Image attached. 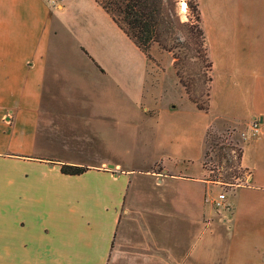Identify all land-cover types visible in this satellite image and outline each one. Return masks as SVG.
I'll use <instances>...</instances> for the list:
<instances>
[{
	"label": "rangeland",
	"instance_id": "1",
	"mask_svg": "<svg viewBox=\"0 0 264 264\" xmlns=\"http://www.w3.org/2000/svg\"><path fill=\"white\" fill-rule=\"evenodd\" d=\"M48 1L56 10L63 0ZM187 1L168 6L181 22H195ZM197 2L212 60L208 112L187 97L171 52L152 44L144 54L94 0H64L55 11L41 142L59 158L89 159L90 115H110L111 122L121 115L101 148L128 168L130 181L105 264H190L197 260L190 254L197 234L207 246L197 264H264V138L243 140L245 131L214 126L204 139L209 115H245L253 101L264 110V0ZM242 143L252 180L238 157ZM157 162L191 179L158 177ZM203 174L210 184L205 211L196 197ZM219 193L227 208L210 202Z\"/></svg>",
	"mask_w": 264,
	"mask_h": 264
},
{
	"label": "crops",
	"instance_id": "2",
	"mask_svg": "<svg viewBox=\"0 0 264 264\" xmlns=\"http://www.w3.org/2000/svg\"><path fill=\"white\" fill-rule=\"evenodd\" d=\"M63 1L57 9L64 7ZM56 10L48 0H0V264H105L130 183L128 168L101 153L107 128L117 129L121 115L113 122L110 115H90L95 150L89 159L59 158L41 142L39 117ZM263 111L253 101L245 115H209L204 139L214 126L245 131L243 140L252 137L250 122L259 116L263 124L264 114L258 115ZM244 149L242 143L240 164L252 180L254 172L242 165ZM62 164L82 165L86 170L65 174ZM156 165L162 166L155 172L158 177L191 179L170 172L160 162ZM204 174L197 178L202 185L196 194L202 211L210 187ZM157 181L161 186L162 180ZM204 217L202 212V222ZM201 237L197 234L191 242L190 254L197 260L206 254Z\"/></svg>",
	"mask_w": 264,
	"mask_h": 264
},
{
	"label": "trees",
	"instance_id": "3",
	"mask_svg": "<svg viewBox=\"0 0 264 264\" xmlns=\"http://www.w3.org/2000/svg\"><path fill=\"white\" fill-rule=\"evenodd\" d=\"M147 56L152 44L172 53V66L179 83L197 109L207 112L212 83V60L208 54L205 35L200 24L197 0H188L195 22H181L168 3L171 0H94ZM178 48V53L174 50ZM187 50V51H185ZM194 50V51H193ZM190 59L194 63L190 62ZM195 66V70L189 67ZM210 72V73H209ZM203 77L202 82L198 79ZM207 99L204 100L203 98ZM206 103V104H205ZM209 130L206 132V138ZM206 140V139H205ZM207 151L205 150V155ZM241 150L238 149V157ZM62 173L75 175L86 170L74 164H62Z\"/></svg>",
	"mask_w": 264,
	"mask_h": 264
},
{
	"label": "built area",
	"instance_id": "4",
	"mask_svg": "<svg viewBox=\"0 0 264 264\" xmlns=\"http://www.w3.org/2000/svg\"><path fill=\"white\" fill-rule=\"evenodd\" d=\"M51 2H55V0H51ZM249 135L252 137L262 136L264 137V131L261 129V123L258 118H253L250 122L249 126ZM243 137H247V134L242 133ZM226 195L225 193H219L217 196L212 200L213 205L215 208H227V202L225 201Z\"/></svg>",
	"mask_w": 264,
	"mask_h": 264
},
{
	"label": "water",
	"instance_id": "5",
	"mask_svg": "<svg viewBox=\"0 0 264 264\" xmlns=\"http://www.w3.org/2000/svg\"><path fill=\"white\" fill-rule=\"evenodd\" d=\"M111 167H113V165H110Z\"/></svg>",
	"mask_w": 264,
	"mask_h": 264
}]
</instances>
